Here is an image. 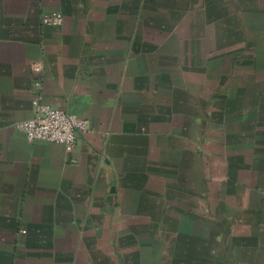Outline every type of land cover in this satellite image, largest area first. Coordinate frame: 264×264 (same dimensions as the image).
Listing matches in <instances>:
<instances>
[{"label":"crops","instance_id":"crops-1","mask_svg":"<svg viewBox=\"0 0 264 264\" xmlns=\"http://www.w3.org/2000/svg\"><path fill=\"white\" fill-rule=\"evenodd\" d=\"M0 264H264V0H0Z\"/></svg>","mask_w":264,"mask_h":264},{"label":"built area","instance_id":"built-area-1","mask_svg":"<svg viewBox=\"0 0 264 264\" xmlns=\"http://www.w3.org/2000/svg\"><path fill=\"white\" fill-rule=\"evenodd\" d=\"M40 20L43 24L59 25L63 21V15L59 11H48L41 14ZM35 86L40 81L34 82ZM34 112L32 117L19 121L15 128L22 132L27 140H44L62 145L68 152L75 149L78 132L86 131L89 121L63 109L41 103L38 99L33 101ZM76 162V159L72 160Z\"/></svg>","mask_w":264,"mask_h":264}]
</instances>
